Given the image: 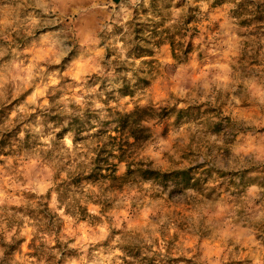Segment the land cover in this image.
<instances>
[{
	"label": "clouds",
	"instance_id": "1",
	"mask_svg": "<svg viewBox=\"0 0 264 264\" xmlns=\"http://www.w3.org/2000/svg\"><path fill=\"white\" fill-rule=\"evenodd\" d=\"M0 264H264V0H0Z\"/></svg>",
	"mask_w": 264,
	"mask_h": 264
}]
</instances>
